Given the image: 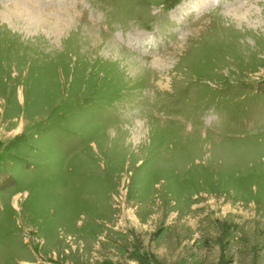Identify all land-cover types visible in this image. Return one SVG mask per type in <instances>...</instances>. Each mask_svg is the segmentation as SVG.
<instances>
[{
	"label": "rangeland",
	"instance_id": "1",
	"mask_svg": "<svg viewBox=\"0 0 264 264\" xmlns=\"http://www.w3.org/2000/svg\"><path fill=\"white\" fill-rule=\"evenodd\" d=\"M0 264H264V0H0Z\"/></svg>",
	"mask_w": 264,
	"mask_h": 264
}]
</instances>
